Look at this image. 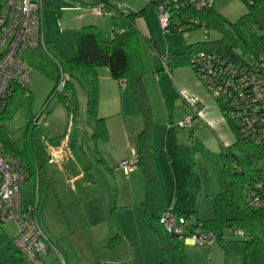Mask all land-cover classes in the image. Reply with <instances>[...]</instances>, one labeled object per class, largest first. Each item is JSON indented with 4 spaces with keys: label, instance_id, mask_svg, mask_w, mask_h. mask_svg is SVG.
<instances>
[{
    "label": "rangeland",
    "instance_id": "rangeland-1",
    "mask_svg": "<svg viewBox=\"0 0 264 264\" xmlns=\"http://www.w3.org/2000/svg\"><path fill=\"white\" fill-rule=\"evenodd\" d=\"M5 1L0 0V4ZM96 1L42 0V3L44 14L47 15L49 23L54 27L57 26L56 24L60 27L73 25L78 22L77 16L79 15L88 18L94 16V21L99 23L97 25L106 27L108 33L115 27L123 28L127 25L126 20L121 15H116L114 18L96 15L92 11V7L97 4ZM111 1L125 6L127 13L145 9L137 22L140 21L139 28L142 29V53L146 67L144 84L150 99L155 123L150 142L153 153L152 161L165 200L167 199L169 206L186 212H193L201 206L202 218H205L206 215L213 213L214 196L220 191V169L223 163L224 146L233 143L236 134L227 121V114L220 108L216 97L207 90L204 83L198 78L189 64L188 58L186 57L180 66L173 67L169 75L166 69L162 68L156 52L161 55L173 52L183 53L187 49L186 44L216 41L220 40L222 35L219 30L212 27H209L208 37L200 28L190 31L188 38H184L178 32L164 34L155 8L146 0ZM215 8L231 22L237 21L247 12V6L243 0H216ZM254 17L259 25V31L264 33V3L255 8ZM147 36L152 39L153 48L146 39ZM55 84V80L32 65L29 80L31 97L26 96L24 91L18 88L9 101L10 106L4 119L3 132L8 133L12 141L11 146H7V150L16 154L17 157H21L30 166V178L21 186L23 204L29 206L35 201L36 196L40 197V220L46 219L50 214H53L54 210L60 212L61 206L58 203V197L61 196V190L67 192V196L72 197V190L69 187L67 189L64 181L67 174L59 169L58 163L60 162L50 164L47 159L49 155L44 140L45 138L62 139L65 137L70 121L64 106L60 104L57 98H50ZM123 89L125 96L129 94L130 105L125 110L124 117L121 113L116 114L112 122L121 127L123 134H127V127L133 129L136 119L141 120L139 119L141 117H138L137 104L129 87L126 85ZM181 91L199 100L200 115L193 117L190 128H182L178 124L190 112L181 98ZM125 122L127 127L124 125ZM123 134L121 136L116 134V138L122 139ZM88 141L84 139V143ZM89 142L88 145L90 146ZM118 143L117 140L116 144ZM102 144L104 143L100 141V145ZM110 146L112 148V145ZM167 146L171 149L173 160L168 157ZM79 147L82 148L85 161L79 159L80 148L74 146L76 158L74 157L72 161L66 163V167L68 168L70 164V166L73 165L77 168L78 157L80 164L82 163L84 169L89 171L88 179H93L90 177L93 175L95 180L109 183L105 176V174L111 176L109 169L101 164L95 166L88 152H84V150L87 151L84 145L81 146L80 144ZM131 156L132 151L130 149L129 156L123 160ZM172 162L175 164L172 165ZM60 164L62 165V163ZM253 164L262 167L264 170V158L260 162L255 160ZM139 174L143 176L142 171ZM136 187L134 190L137 191L138 186ZM209 193L212 194L207 196ZM135 196L138 198V193ZM2 229L13 236L17 232V225L14 221L4 222ZM245 240V238H237L227 232L223 240L217 241L212 246L213 250L216 251L212 258V264H241L246 259L251 264H264L262 248L257 245L248 246ZM50 256L52 257V255ZM46 260L48 261V259Z\"/></svg>",
    "mask_w": 264,
    "mask_h": 264
},
{
    "label": "trees",
    "instance_id": "trees-1",
    "mask_svg": "<svg viewBox=\"0 0 264 264\" xmlns=\"http://www.w3.org/2000/svg\"><path fill=\"white\" fill-rule=\"evenodd\" d=\"M243 1L247 6V12L235 22L229 21L216 10V0L208 9L199 12L189 9V15L206 20L208 27L219 30L222 38L216 41L186 44L187 49L183 53L163 54L160 57L167 58L169 71L172 72L173 67L180 66L186 57L189 62V56L194 51L214 50L226 56H239L255 54L261 50L264 47V33L259 31L254 10L258 5L263 4L264 0ZM149 4L155 8L154 2ZM144 11L145 9H142L125 15L124 19L127 22L125 32L115 34L111 39L104 38L98 26H85L78 55L72 59L58 56L48 42H46V50L37 48L28 51L26 59L42 73L55 80L56 84L50 98H57L73 119L79 112L77 86L80 85L87 94V112L96 121L95 136H104L106 139L108 132L105 119L98 116L100 84L98 68L108 67L111 76L118 81L127 79L144 120V129L138 139L137 158L145 178L146 197L143 205L146 220L152 230L160 235L166 251V257L160 264H186L182 239L177 234L167 233L160 224L161 215L169 208L166 206L163 189L152 161L153 153L150 146L154 119L143 81L146 68L142 53L141 32L136 25L137 17L142 16ZM62 76L65 83L63 88L58 90ZM9 103L0 116V141L8 153L10 152L7 146H11L12 141L8 133L5 134L3 130ZM227 121L234 130L236 139L233 144L223 149V163L220 169L221 186L213 200L214 217L208 220L199 219L201 224H193L191 231L200 228L213 232L217 236V241H221L226 237L227 232L230 233L235 229L243 230L248 246L257 245L264 251V207L251 206L247 201V195L255 186L257 176L263 172L262 167L253 164L255 160L260 162L264 158L263 151L242 137L231 120L227 119ZM10 154L17 156L14 153ZM28 168L30 169V166ZM174 211L184 216L196 215V210ZM0 264H26L23 254L13 243V236L5 231H0ZM241 264L251 263L246 259Z\"/></svg>",
    "mask_w": 264,
    "mask_h": 264
},
{
    "label": "built area",
    "instance_id": "built-area-1",
    "mask_svg": "<svg viewBox=\"0 0 264 264\" xmlns=\"http://www.w3.org/2000/svg\"><path fill=\"white\" fill-rule=\"evenodd\" d=\"M154 2L159 24L164 34L178 32L185 38L189 32L200 28L208 37L210 29L206 20L189 15L191 9L199 12L210 8L215 0H146ZM92 7L96 15L124 17L125 6L111 0H97ZM190 9V10H189ZM178 13H181L178 15ZM45 23L42 0H6L0 4V116L12 95L21 88L30 96L29 80L32 65L26 59L30 50H46ZM125 28L115 27L113 35L122 34ZM161 64L169 71L167 58L160 57ZM189 64L204 83L207 90L216 97L221 109L237 127L239 134L261 148L264 155V47L251 55L226 56L214 50L194 51L189 56ZM170 72V71H169ZM61 77L58 90L64 86ZM181 98L190 110L185 119L178 122L182 128H190L194 116L200 115L199 100L181 91ZM49 161L64 163L70 158L65 145L54 147L48 144ZM128 177L138 166L137 150L132 156L119 163ZM26 163L8 153L0 141V231L2 224L14 221L17 232L13 243L23 254L26 264H46L43 254L54 250L57 259L65 264L63 255L50 240L39 219V197L29 206H24L21 186L30 178ZM249 205L264 207V170L257 176L255 186L247 195ZM160 224L169 234H177L182 241L196 246L211 248L217 242L213 232L200 228L191 231L193 224H201L196 215H181L167 209L160 217ZM232 236L245 238L243 230H231ZM95 264H129L97 262Z\"/></svg>",
    "mask_w": 264,
    "mask_h": 264
},
{
    "label": "crops",
    "instance_id": "crops-1",
    "mask_svg": "<svg viewBox=\"0 0 264 264\" xmlns=\"http://www.w3.org/2000/svg\"><path fill=\"white\" fill-rule=\"evenodd\" d=\"M44 13L43 8L46 42L50 43L56 54L64 59H72L78 55L83 28L87 25L98 26L106 39L113 37L112 31L108 33L106 27L97 25L98 22L94 21V16L88 18L79 15L77 16L78 22L73 25L60 27L56 24L57 26L54 27L49 23V19ZM137 19L136 25L142 33V29L139 28L140 21L137 22ZM123 28H126V26ZM146 39L153 48L150 36H147ZM171 54H174V52ZM156 55L159 59L162 56L158 52H156ZM162 68L164 67L162 66ZM167 72L169 75L171 74V72ZM98 75L100 79L98 116L105 119L108 138L95 136L96 121L87 112L88 98L87 95H84L86 91L78 85L79 112L73 119L66 110L70 121L67 125L65 137L62 139H44L48 155V144L54 147L65 145L69 148L70 158L62 165L58 164L60 165L59 169L67 174L64 181L67 189L69 187L72 190V197L67 196V192L61 190V196L58 197V203L61 206L60 212L54 210L53 214H50L46 219L42 218L40 223L50 240L63 255L65 264H95L101 261L160 264L166 257V251L160 235L152 230L146 220L143 205L146 197L145 178L143 172V176L139 174L142 169L138 165L127 177L118 166L121 160L129 156L130 149L131 151L134 148L138 149V139L144 129V120L137 107L138 117H141L139 118L141 120L136 119L133 129H128L125 122L127 134H123L121 127L116 126L112 120L119 113L123 114L124 117L125 110L129 108V94L125 96L123 93V88L126 85L130 90L129 83L127 79L121 81L114 79L109 68L105 66L98 68ZM116 134L120 136L123 134L124 137L122 139L116 138ZM84 139L90 141H88L90 146L88 142L84 143ZM117 140L119 141L118 144H116ZM100 141L104 143L103 146L100 145ZM80 144L87 149L85 151L83 147L84 152H88L95 166L101 164L109 169L111 176L105 174L109 183L99 182L94 179L93 175L90 176L93 179H88L89 171H86L82 163L79 162V159L85 161L82 148L79 147ZM110 145H112V148ZM74 146L80 148L79 159L77 157L78 167L69 164L67 168L65 164L72 161L74 157L76 158ZM166 149L169 159L173 160L170 147L167 146ZM49 163L56 164V162L50 161ZM174 164L172 162V165ZM91 167L94 168L92 165ZM136 186H138L137 191L134 190V188H137ZM137 193L138 198L135 196ZM210 194L212 193L207 196H210ZM165 202L169 209L181 211L169 206L167 199ZM202 213L200 206L196 210V216L199 219L208 220L214 217V210L205 218H202ZM182 248L186 255V264H212L213 255L216 254L212 247L196 246L189 241H182ZM53 251L50 250L48 253L43 254L45 263L61 264L57 259L56 252Z\"/></svg>",
    "mask_w": 264,
    "mask_h": 264
}]
</instances>
